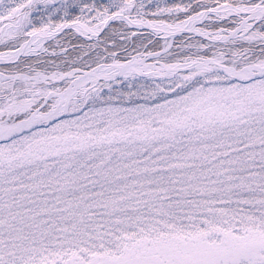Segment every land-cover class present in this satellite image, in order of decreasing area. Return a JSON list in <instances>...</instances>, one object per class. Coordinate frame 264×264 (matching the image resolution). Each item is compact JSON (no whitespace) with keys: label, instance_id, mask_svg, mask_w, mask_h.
Wrapping results in <instances>:
<instances>
[{"label":"snow or ice","instance_id":"1","mask_svg":"<svg viewBox=\"0 0 264 264\" xmlns=\"http://www.w3.org/2000/svg\"><path fill=\"white\" fill-rule=\"evenodd\" d=\"M0 264H264V0H0Z\"/></svg>","mask_w":264,"mask_h":264},{"label":"rangeland","instance_id":"2","mask_svg":"<svg viewBox=\"0 0 264 264\" xmlns=\"http://www.w3.org/2000/svg\"><path fill=\"white\" fill-rule=\"evenodd\" d=\"M83 38H78L75 42L76 43H79L80 42V40H82ZM65 43H67V38H65Z\"/></svg>","mask_w":264,"mask_h":264}]
</instances>
